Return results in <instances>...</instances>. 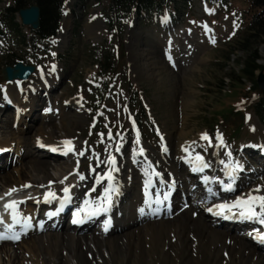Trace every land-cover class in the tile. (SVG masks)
I'll return each mask as SVG.
<instances>
[{"label":"rangeland","instance_id":"obj_1","mask_svg":"<svg viewBox=\"0 0 264 264\" xmlns=\"http://www.w3.org/2000/svg\"><path fill=\"white\" fill-rule=\"evenodd\" d=\"M14 1L0 0V14L6 8L12 7ZM109 2L66 0L61 23L67 18L71 28L68 31L67 43L63 47L53 39L39 46L38 51H34L27 47L28 45H18L16 37L7 38L4 34L0 36V139L9 136L2 130L5 120L9 121L11 132L17 131V113L15 114L12 106L7 109L5 101L3 102L4 91L7 90L4 84H12L14 91H21V85L17 88L16 81L6 83L3 80L1 72L9 65L5 62V55L9 53L12 58H19L25 65L35 67V72L29 79L33 86L37 85L35 87L39 88L38 96L45 99L44 94L48 92H45L46 87L55 84L52 90L47 87L50 97L46 98L44 105L39 104L36 112L38 117L43 115L46 109L55 114L59 112L54 114L50 124L43 125L47 132L53 127L60 128L63 122L69 121L76 105L81 109L79 114L83 119L81 118L82 124L78 126L77 136L80 148L76 150V146H73L72 150L77 153L80 161L85 160L86 165L80 170L84 176L94 169L97 162H104L109 155L115 158L117 153L113 152V149L119 145L123 148L118 156H121L129 170L140 169V166H134L139 160H151L159 154L164 156L167 149L168 157L176 162L174 166L177 170L186 178L195 180L188 175L187 166L182 165L183 157L179 152L184 149L187 153L191 151L193 154H201L206 165H218L211 174L221 175L225 169L222 161L227 158L222 156L223 148L218 146L222 141V145L235 159L244 161L247 171L254 165L251 170L253 172L249 175L243 169V176L247 175L246 183H243L244 188L248 190L257 185L262 186L264 170L247 155L251 149L250 143L256 146L264 143V124L257 119L253 111L246 110V107H249L248 99L249 102L256 100L258 93H249L248 88L251 85L245 80H242L241 84L231 78L232 75L238 76L239 62L245 57L239 50L238 43L244 33L243 20L249 2L176 0L162 17H132L133 19H129L125 24L117 25L114 30H110L107 23V20L113 17ZM205 8L211 13H207ZM65 13L67 15L63 18ZM14 17V22L20 26L25 39L28 40L26 43L29 44L32 35L22 26L18 14ZM168 18L169 20L164 21ZM257 48L260 56L258 63L264 73V42ZM142 52L145 53L144 58L133 60L134 54ZM105 56L110 57L114 69L101 75L99 66ZM256 74L258 75V72ZM43 75L46 77H42ZM237 110L239 115L232 116ZM242 114H246L245 118H241ZM25 121L27 126H40L38 122L32 123L29 119ZM26 132L24 136L34 145L37 131L32 128ZM61 135L63 133L59 136ZM164 137L169 143L167 148ZM141 146L144 152L140 150ZM263 149L264 145L257 150L258 154ZM11 154L14 155L11 156L14 158V165L10 166V169L27 164L31 157L26 156L17 163L21 156L14 152ZM35 157L55 164L54 159H50L46 153L37 152ZM189 159L191 158L188 157L186 163L190 166L192 162ZM249 161H253V165H246ZM193 163L196 164L194 161ZM150 165L160 167L161 164L159 159H155L151 160ZM119 171L116 166V174ZM137 173L139 180L140 171H136ZM138 186L140 184L134 189V194L138 193L140 197ZM219 189L221 192V186ZM182 190L180 188L181 192ZM178 206L180 208L176 207L171 218L158 220L175 221L176 217L196 220L191 210L193 206L190 209L182 207L180 200ZM100 225L102 228V223ZM135 226L134 224L127 229L131 230ZM215 227L217 225H214ZM218 227L226 228L222 224ZM83 233L90 234L88 231ZM121 233L122 231L118 230L112 232L109 237L120 238ZM31 235L34 233L28 236L32 237ZM26 239L14 243L13 246L23 247ZM150 239L151 237H146L145 241ZM147 247L149 249V246ZM247 248L249 249V246ZM165 251L166 255L160 254L159 260L154 259L153 264H189L191 260L201 259L199 248L183 249L181 255L177 254L179 259L174 262V252L170 249ZM255 251L259 255L264 253L262 249ZM1 252L3 249H0ZM164 256L170 257V262H166ZM203 257L204 264H220L214 256L208 254ZM109 259L107 257L106 264H111ZM115 264H120L118 258Z\"/></svg>","mask_w":264,"mask_h":264},{"label":"bare ground","instance_id":"obj_2","mask_svg":"<svg viewBox=\"0 0 264 264\" xmlns=\"http://www.w3.org/2000/svg\"><path fill=\"white\" fill-rule=\"evenodd\" d=\"M70 28L71 23L65 18L61 25V31L55 37L60 47L67 43ZM144 56V52L134 54L133 60L144 58ZM31 82V79L15 82L17 88L21 85V91L17 92L13 90L12 84H4L7 90L4 91L3 102L5 101L7 109H11L12 106L15 109V114L17 113L16 122L14 121L17 123V131L11 132L9 121H4L3 133L9 135L8 137L12 140L8 137L0 139V212L5 216L12 215V208L6 209L5 205H11L15 201V214L26 215L29 217L28 219L31 216L33 219L36 209L48 208L49 211H54L60 203L66 202L64 188L67 187L69 188L68 195L71 197L70 201L77 202L80 210L84 209L80 212L90 217L92 221L79 228L70 227L68 224L63 225L56 220L42 225H33L29 227L27 233L28 235L34 233V235L26 237L23 247L8 244L11 241L10 236L0 234V236L6 237L0 239V249H3V252L0 253V264H106L107 257L110 258L111 264H115L117 258L120 264H147L149 262L153 264L154 259L159 260L160 254L166 255L165 249L174 252V254L172 253L174 262L179 259L178 255L182 254L183 249L197 248L201 250V259L191 260L189 264H204L203 255L208 254L217 258L220 264L231 262L264 264V253L259 255L255 251V249L264 251V247L259 248L255 244L257 241L262 242L259 237L264 235V224L259 222L260 218H242L239 215H234L233 213H238L239 209H233L231 213L226 212L223 215L215 214L216 206L219 204H232L237 199L246 198L249 194L252 196L264 195V184L248 190L244 188L243 183H246L247 175L243 176V173L236 186V189L238 187L239 190L235 191L232 188L225 190L226 185L234 184L233 181L237 180V173L240 170L244 169L248 175L253 172L251 171L254 168L253 161L246 164L253 165L247 171L244 161L235 159L220 141L218 146L223 148L222 156L227 157L222 161V165L225 164V169L221 175H216L213 178L211 172L218 165L208 163L207 167H203L206 162L201 154H193L191 151L187 153L183 149L179 152L183 157H181L182 165L187 166L191 172L197 173L196 177L198 178L193 182L194 180L183 176L174 166L176 162L168 157L166 148L169 143L164 137L166 144L164 156L159 154L151 159L152 161L159 159L160 167L151 166V160L146 158V160L134 163V166H140V169L129 170L121 156H118L123 148L122 145H119L113 149V152L117 153L115 165L110 163V158L114 156L109 155L104 162H97L94 169L84 176L80 170L86 165L85 160L80 161L77 153L72 150L73 146H76V150L80 148L77 136L78 126L82 124L81 118L83 119L79 114L81 109L76 105L75 112L69 121L63 122L60 128L53 127L51 131L47 132L43 125L50 124L55 113L46 109L44 114L38 117L36 112L39 104L44 105L46 98L50 97L47 87L52 90L55 84L52 83L46 87L45 92H48L44 94V97L46 95L44 99L37 95L38 87H35L37 85L33 86ZM42 89L44 90V86ZM27 119L32 123L38 122L40 126H27L25 121ZM32 128L37 131L34 145L24 136V133ZM61 133L63 135L59 136ZM65 141H70V145H66ZM41 145L45 147L40 148ZM260 145H264V143ZM256 148L258 147L256 146ZM256 148L250 149L247 155L256 161V165L260 164L259 166L264 170V165H261L264 164V156L259 155ZM140 150L144 152L142 146ZM12 152L21 156V159L16 161L17 163L29 155L31 156L30 160L28 159L27 164L19 168L10 169V166L14 165V158H11ZM37 152L48 154L50 159H54L55 164L37 159L35 157ZM197 156L202 159L197 161L195 159ZM188 157L192 162L190 166L186 163ZM116 166L120 169L117 174ZM136 171H140L141 178L139 180ZM154 171L157 175L153 176ZM109 175L111 179L108 178ZM81 176L84 179H81ZM200 177H202L201 182L199 181ZM207 179L208 182L205 181ZM214 181L219 184H215ZM139 184L142 189L141 198L138 197V193L134 194V189ZM220 186L221 192L219 191ZM175 188L183 189L182 192L179 190L178 195L180 199L187 201V208L190 209L193 206L191 210L196 220L176 217L175 221L163 222V220L148 218L147 212L151 207H155L156 196L161 193V200L164 193L169 194ZM258 189L259 191H257ZM237 191L238 193H236ZM49 193H55L56 198L48 195ZM98 206L107 210L97 211ZM195 206L198 208L194 209ZM178 207L180 208V206ZM256 211L259 212V208H256ZM93 212L96 214L92 215ZM229 218L236 219V222L230 221ZM96 223L98 225L102 223L100 230L96 229ZM134 224L136 226L133 229H127ZM221 224L226 228L219 229L218 226ZM214 225L217 227L214 228ZM109 230V233L103 234ZM118 230L122 231L120 238L118 236V238L109 237L112 232ZM83 231L90 232L89 236L85 235ZM23 236H20V242L24 239ZM146 237H151V239L147 242L145 241ZM164 257L166 262H170V257ZM147 259L148 262H146Z\"/></svg>","mask_w":264,"mask_h":264},{"label":"trees","instance_id":"obj_3","mask_svg":"<svg viewBox=\"0 0 264 264\" xmlns=\"http://www.w3.org/2000/svg\"><path fill=\"white\" fill-rule=\"evenodd\" d=\"M110 11L113 14L112 19H108V28L114 30L117 25L125 24L130 18L138 19L149 18L153 15H163L169 10V6L176 0H109ZM227 1V0H226ZM249 2L248 11L244 16V33L242 40L238 43V48L245 57L239 62L240 69L238 76H231L232 79L242 84V80L248 82L251 86L249 93H258L256 100L249 102L246 110L253 111L255 116L264 124V91H260L256 85L255 73L263 68L259 65L260 56L257 46L264 42V0H247ZM66 0H15L14 5L6 8L0 14V31L5 37H16L17 44L29 47L38 51L40 45L53 39L59 31V25L62 18V12L65 8ZM225 3V0H222ZM35 4L39 8L40 19L39 27L33 31L28 28L32 37L28 43L20 26L14 22V16L19 10ZM21 59L12 58L9 53L5 55V62L9 65H15ZM114 69V64L109 56H105L99 66V74L105 75ZM224 88V83L223 86ZM251 97V96H250ZM249 97V98H250ZM244 102V100H243ZM238 116V110L231 114ZM242 118V115H241ZM242 120V119H241Z\"/></svg>","mask_w":264,"mask_h":264},{"label":"snow or ice","instance_id":"obj_4","mask_svg":"<svg viewBox=\"0 0 264 264\" xmlns=\"http://www.w3.org/2000/svg\"><path fill=\"white\" fill-rule=\"evenodd\" d=\"M205 139L207 138L206 136L204 137ZM139 141H137L138 143ZM70 141H65L66 145H70ZM71 150V149H70ZM83 153H81L82 155ZM195 159L197 161H200L202 158L200 156L195 157ZM110 163H112L113 165H115V158H110ZM203 167H207L206 164L203 165ZM81 179H84L83 176L80 177ZM109 179H111V176L109 175L108 177ZM231 184L226 185V190H231ZM14 191V190H13ZM259 191V189L257 190ZM64 192H65V200L66 201H70L71 197L69 194V188H64ZM10 194V193H9ZM48 195L52 196L53 198L55 197V193H49ZM47 199V197H46ZM15 201L11 204L5 205V208H12L13 211V219L15 220ZM63 206V205H62ZM217 208V212L215 214L217 215H223L224 213L228 212L231 213L233 209H239L240 211L238 213H233L234 215H239L242 218H255V217H259V222L261 224H264V195L261 196H252L251 194H249L246 198H241V199H237L236 201H234L232 204H219L216 206ZM256 208H259V212L256 211ZM106 211L107 209H103L102 207L98 206L97 211ZM80 211H84V209H81ZM209 211H212V209H209ZM92 215H95L96 213L93 212L91 213ZM77 216H79V211L77 212ZM227 218V217H226ZM6 237L0 236V239H4ZM13 239H19V237H13ZM259 239L261 241H264V235L260 236Z\"/></svg>","mask_w":264,"mask_h":264},{"label":"water","instance_id":"obj_5","mask_svg":"<svg viewBox=\"0 0 264 264\" xmlns=\"http://www.w3.org/2000/svg\"><path fill=\"white\" fill-rule=\"evenodd\" d=\"M21 24L25 27H30L32 30H37L39 27L40 12L36 5H30L27 8L21 9L18 12ZM34 72V67L25 66L22 62H18L13 67L6 66L2 69L3 80L11 82L13 80H27L29 75ZM257 85L261 91H264V73L260 72L257 77Z\"/></svg>","mask_w":264,"mask_h":264}]
</instances>
